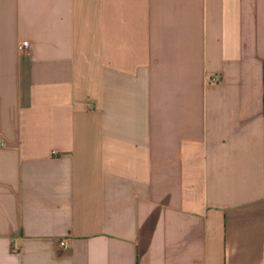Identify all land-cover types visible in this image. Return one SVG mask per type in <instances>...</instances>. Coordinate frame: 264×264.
Listing matches in <instances>:
<instances>
[{"label":"crops","instance_id":"0c3cea01","mask_svg":"<svg viewBox=\"0 0 264 264\" xmlns=\"http://www.w3.org/2000/svg\"><path fill=\"white\" fill-rule=\"evenodd\" d=\"M0 264H264V0H0Z\"/></svg>","mask_w":264,"mask_h":264},{"label":"built area","instance_id":"2783aa9c","mask_svg":"<svg viewBox=\"0 0 264 264\" xmlns=\"http://www.w3.org/2000/svg\"><path fill=\"white\" fill-rule=\"evenodd\" d=\"M24 45L27 46L28 43L25 42ZM221 81H222V77H221V76H215V77L212 79V83H220ZM60 244H61V246H62L63 248H66V247H67V244H66L65 241H61Z\"/></svg>","mask_w":264,"mask_h":264}]
</instances>
